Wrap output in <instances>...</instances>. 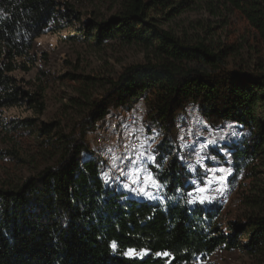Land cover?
<instances>
[{"label":"trees","instance_id":"16d2710c","mask_svg":"<svg viewBox=\"0 0 264 264\" xmlns=\"http://www.w3.org/2000/svg\"><path fill=\"white\" fill-rule=\"evenodd\" d=\"M165 2L130 0L120 14L83 22L82 34L96 44L138 43L157 61L124 71L80 129L64 136L56 166L15 188L0 187V264H192L220 248L264 264V71L228 69L222 51L178 39L155 15ZM231 2L264 49V0ZM75 14L63 0H0V108L19 105L27 94L13 73L34 63L35 39ZM139 105L148 134L157 131L148 160L161 187L156 198L107 182L111 166L89 142L114 109L129 117ZM189 108L209 127L231 124L239 132L207 153V166L231 167L233 187L251 179L248 198L256 209L225 227L218 220L223 205L187 199L206 174L190 164L193 150L182 148L180 127ZM129 249L146 255L131 259Z\"/></svg>","mask_w":264,"mask_h":264},{"label":"rangeland","instance_id":"374dc122","mask_svg":"<svg viewBox=\"0 0 264 264\" xmlns=\"http://www.w3.org/2000/svg\"><path fill=\"white\" fill-rule=\"evenodd\" d=\"M76 14L64 20L56 31H48L33 42L34 63L28 70L13 74L27 92L16 106L0 108V187L15 188L26 178L56 166L64 136L88 120L92 106L101 100L124 71L136 64L157 61L151 49L129 44L120 39L99 45L82 33L83 22L104 21L122 13L130 0H63ZM163 10L155 13L163 28L186 43L204 42L226 56L228 69L257 68L264 71V49L254 39V31L231 0H165ZM174 9V15H167ZM143 105L135 112L136 120L119 115L117 109L105 118L90 135V145L101 151L111 166L105 176L109 183L131 190L141 197L160 196V185L148 167L157 131L148 134ZM180 129L182 148L193 150L191 165L200 166L206 174L197 181L204 188L208 180L218 179L211 189H230L232 198L224 206L219 223L224 227L256 209L249 202L251 179L233 187L229 183L232 170L225 163L207 166L211 146H219L227 137L239 132L231 124L209 127L196 111L189 108ZM207 126V127H206ZM210 133L203 136L199 129ZM188 135L191 141L185 142ZM138 145H135L136 141ZM229 141V140H228ZM227 161L231 156L222 149ZM225 169L215 177L206 169ZM207 190V191H210ZM207 191L204 193L206 194ZM147 193V195L145 194ZM192 264H259L241 250L218 249L212 255L198 258Z\"/></svg>","mask_w":264,"mask_h":264},{"label":"built area","instance_id":"2783aa9c","mask_svg":"<svg viewBox=\"0 0 264 264\" xmlns=\"http://www.w3.org/2000/svg\"><path fill=\"white\" fill-rule=\"evenodd\" d=\"M130 117L131 119H133V121L136 120V115H131ZM199 133L203 136H207L208 134H210L206 129H199ZM183 140L185 142H188V141L190 142L191 138L188 135H185ZM138 144H139V141L137 140L135 142V145H138ZM197 189H200V188L194 187L188 192L187 194L188 201L192 203H200L199 202L200 198L209 197L210 198L209 200L201 204L218 203L221 205H226L234 194V191L230 189L214 188V189H211L210 191H207L206 194L204 192H198Z\"/></svg>","mask_w":264,"mask_h":264},{"label":"snow or ice","instance_id":"6c2138e0","mask_svg":"<svg viewBox=\"0 0 264 264\" xmlns=\"http://www.w3.org/2000/svg\"><path fill=\"white\" fill-rule=\"evenodd\" d=\"M225 169L223 168H220V169H206V172L212 174L213 177H215V174L218 173V172H224ZM219 180L218 179H212V180H208L205 184V187L204 188H200V189H197L198 192H205L207 190H210L211 188V185L212 183H218ZM147 195V193H145ZM210 198L209 197H204V198H200L199 199V202L200 203H205L207 200H209ZM112 247H113V250L116 249V245H115V242H113L112 244ZM125 255H128L131 259H142L144 255H146V252L144 251H140V252H137L136 250H132V249H129Z\"/></svg>","mask_w":264,"mask_h":264}]
</instances>
